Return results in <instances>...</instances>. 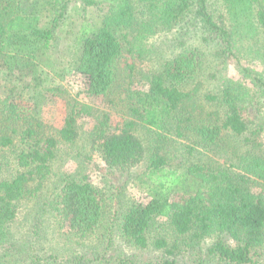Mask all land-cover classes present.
Returning <instances> with one entry per match:
<instances>
[{
	"label": "trees",
	"instance_id": "obj_1",
	"mask_svg": "<svg viewBox=\"0 0 264 264\" xmlns=\"http://www.w3.org/2000/svg\"><path fill=\"white\" fill-rule=\"evenodd\" d=\"M216 1L0 0V247L18 204L37 199L72 238L103 230L128 246L153 245L162 255L148 264H177L213 234L206 264H264V154L256 150L264 74L240 63L264 66V0ZM71 2L83 16L97 11L73 32L62 30ZM174 27L168 56L138 71L136 59L155 61L147 39ZM189 33L201 45L187 43ZM229 63L251 88L222 77ZM68 76L85 96L121 102L117 131L108 130V113L68 92ZM55 97L65 102L59 129L42 117ZM79 115L94 119L87 141L112 183L142 167L126 175L142 200H122L128 179L106 196L83 174L54 172L62 146L80 155ZM160 218L164 235L150 244Z\"/></svg>",
	"mask_w": 264,
	"mask_h": 264
},
{
	"label": "rangeland",
	"instance_id": "obj_2",
	"mask_svg": "<svg viewBox=\"0 0 264 264\" xmlns=\"http://www.w3.org/2000/svg\"><path fill=\"white\" fill-rule=\"evenodd\" d=\"M210 3L213 7H218L216 0H210ZM96 15L97 11L95 9L88 8L85 16H83L79 4L71 2L62 30L76 31L84 17L92 20ZM177 30L176 28H165L147 39V45L152 46L153 55L156 56L154 57L155 61L136 59L134 63L138 71L149 72L158 67L159 57L168 56V52L171 51V49L168 50L169 47L173 46L176 43L175 41H178V38L174 39L178 37L176 35ZM192 36L193 34L189 33L184 37V40L191 45H201L198 39ZM201 48L208 52L204 47ZM211 53L209 52L208 55L211 56ZM240 63L264 74V66L255 60L242 59ZM225 68L222 77L240 79L248 88H251V85L238 73L236 63H229ZM76 78L78 77H75V80ZM129 80L133 81V84L142 85L139 76L138 78L133 76ZM63 84L67 86L68 92L75 96L78 101L85 102L94 109L110 115L109 131L114 132L121 127L124 111L121 102L118 103L115 100L116 102L112 103L108 98L85 96L81 93L80 81L77 82L76 80L74 82L71 76H68V80ZM42 111L43 119L54 129H59L66 115L64 99L61 97L53 98L50 103L43 107ZM76 124L80 132V138L77 142V151L80 155H75L76 151H73L69 156L64 155L66 153L65 147L60 146L62 156L60 155L61 158L53 165L55 173L62 171L72 177L83 174L89 182L107 196L116 185L121 184L122 179H128L126 175H132L134 171L142 168L137 167L131 169L130 173L120 174L118 179L112 183L113 181L110 180L107 171L102 170L104 163L98 153L89 147L87 141L88 133L94 124L93 117L79 115ZM138 135L148 145L146 142L148 138L145 137L146 134L141 129L138 131ZM177 142H182V140L178 139ZM256 144L257 152L264 154V131L257 139ZM53 179L54 176L52 175L50 183ZM130 182L128 179L122 200L125 203L142 200L143 191ZM48 213L47 207L43 206V200L28 199L18 204V216L10 225L11 235L9 240L0 247V264H131V261L136 264H148L157 263L158 257L162 255V252L154 248L153 245H149L145 249H138L123 243L116 234L112 238L107 236V233H103V230L87 239L72 238L67 229L60 227ZM165 226L164 219L160 218L158 224L149 232L150 244L156 236L164 235ZM170 237V234L167 235L168 239ZM215 237L216 235L213 234L207 238L201 244L202 249L196 251V254H182L177 264H200L201 262V264H206L205 248L211 244Z\"/></svg>",
	"mask_w": 264,
	"mask_h": 264
}]
</instances>
